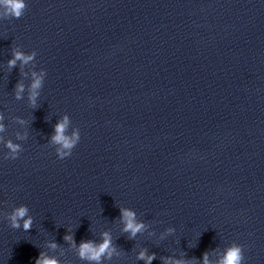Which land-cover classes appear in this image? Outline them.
Segmentation results:
<instances>
[{
  "label": "clouds",
  "instance_id": "clouds-1",
  "mask_svg": "<svg viewBox=\"0 0 264 264\" xmlns=\"http://www.w3.org/2000/svg\"><path fill=\"white\" fill-rule=\"evenodd\" d=\"M0 6H2L5 9L4 15L6 17H11L16 19L21 18L24 15V12L27 8V4L25 3V0H0ZM32 59H33L32 55L25 56L23 53L16 51L13 54V58L8 61V66L9 68L15 67L16 62L18 60L24 64H27ZM33 77L34 80L30 88L29 102L33 106H35L36 100L39 95L38 89L41 87V78L37 76L35 72H33ZM23 91H24V85L18 83L16 85V92H15L17 99L22 98L21 94L23 93ZM0 119H2V116H0ZM67 121L68 118L64 117V120L62 122L57 123L55 127V135L52 137V141L57 145H59V147L57 148L56 155L61 160L71 156L73 149L80 141V136L78 134L75 136L74 139H70L66 135H64ZM0 130H3V125H0ZM7 147L13 153L12 159H17L18 156L16 154L20 150L19 145H14L11 142H9ZM27 212L28 209L26 206H20L16 208L13 211L12 215L10 216V220L12 222L11 226L13 228H19L20 227L19 221L23 220L24 221L23 228L25 231H28L32 225V218L28 217L27 219H25V217L27 216ZM121 217L125 222L124 231L130 232L132 236H135V234L144 227L142 223L135 222L134 212L128 209H121ZM65 239L71 240L72 237L66 236ZM109 247H110V239L108 238L107 233H105V240L98 247H95L91 242L82 243L80 246V256L82 258H87L89 260L99 261L100 257L104 255L106 251H108ZM110 254L111 253H109V255ZM140 258L141 259L144 258V253L140 254ZM154 258H155L154 255L147 258L149 264L151 260ZM243 258L244 257L241 248L238 246H233L227 251L225 257L221 261V264H242ZM204 260H205V264H208L206 254ZM35 264H57V261L48 258H43V259L38 258ZM175 264H180V262L177 261L175 262Z\"/></svg>",
  "mask_w": 264,
  "mask_h": 264
}]
</instances>
